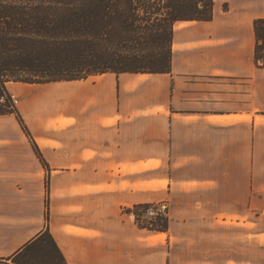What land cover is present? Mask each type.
<instances>
[{
  "label": "crops",
  "instance_id": "1",
  "mask_svg": "<svg viewBox=\"0 0 264 264\" xmlns=\"http://www.w3.org/2000/svg\"><path fill=\"white\" fill-rule=\"evenodd\" d=\"M214 1L175 24L170 72L8 84L49 166L0 116V264L46 230L67 264H264V0ZM154 202L167 231L126 211Z\"/></svg>",
  "mask_w": 264,
  "mask_h": 264
},
{
  "label": "trees",
  "instance_id": "2",
  "mask_svg": "<svg viewBox=\"0 0 264 264\" xmlns=\"http://www.w3.org/2000/svg\"><path fill=\"white\" fill-rule=\"evenodd\" d=\"M214 0H0V116L14 115L44 159L10 82L80 80L106 72L165 73L172 69L175 24L208 21ZM255 58L264 67V18L255 20ZM49 193V180L47 181ZM140 203L126 209L138 226L167 231L169 207ZM153 208L152 215H143ZM49 203L47 202V220ZM52 251L50 262L35 250ZM15 264H67L46 230L13 257Z\"/></svg>",
  "mask_w": 264,
  "mask_h": 264
},
{
  "label": "rangeland",
  "instance_id": "3",
  "mask_svg": "<svg viewBox=\"0 0 264 264\" xmlns=\"http://www.w3.org/2000/svg\"><path fill=\"white\" fill-rule=\"evenodd\" d=\"M16 102V101H15ZM49 175L47 176V181L49 180ZM5 195V171H0V206H5V202L4 201V196ZM154 203H158V202H154ZM162 204V210H164L165 207H169L168 203L167 202H159ZM154 209L153 208H150L148 210H141L140 212H145L143 213V215H152V213H154ZM170 216V215H169ZM177 220H174V225H177Z\"/></svg>",
  "mask_w": 264,
  "mask_h": 264
}]
</instances>
